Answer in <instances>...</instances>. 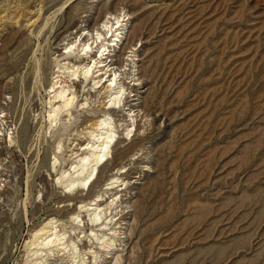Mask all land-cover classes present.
I'll use <instances>...</instances> for the list:
<instances>
[{"label":"rangeland","instance_id":"obj_1","mask_svg":"<svg viewBox=\"0 0 264 264\" xmlns=\"http://www.w3.org/2000/svg\"><path fill=\"white\" fill-rule=\"evenodd\" d=\"M105 4H117V13L128 14V35L140 24L141 38L132 46L138 56L135 75L143 65L151 70L137 87L131 80L139 76L127 79V105L122 99L116 106L119 116L111 115L118 141L112 152L134 139L146 140L120 165L111 154L90 190L96 174L87 186L78 183L71 190L66 182L81 153L78 140L89 138L80 123L84 114H104L72 116L67 130L48 129L47 91L62 40L73 33L72 41L78 31L92 27ZM41 6L39 35L27 43L21 26ZM131 50L125 51L128 56ZM37 61L47 83L25 103L24 80L28 72L34 80ZM0 92V108L14 138L10 145L0 137V264H72L68 251L48 261L46 252L38 260L28 258L25 246L34 228L54 218L57 231L76 238L81 230L73 228L85 217L87 232L80 237L96 243L94 235L101 233L92 227L90 206L73 223L78 209L100 194L99 199L111 201L116 193L130 206L147 183L157 189L144 200L151 208L147 205L137 227L145 231L142 238L127 240L135 225L128 208L129 215H117L112 224L127 217L117 226L125 234L118 233L108 243L113 246L87 264H117V258L118 264H264V0H0ZM146 98L154 103L149 123L135 117L132 126L129 109ZM138 123L143 129L136 131ZM74 194L79 198L72 203L57 200Z\"/></svg>","mask_w":264,"mask_h":264},{"label":"bare ground","instance_id":"obj_2","mask_svg":"<svg viewBox=\"0 0 264 264\" xmlns=\"http://www.w3.org/2000/svg\"><path fill=\"white\" fill-rule=\"evenodd\" d=\"M116 5L117 4L103 5L102 8L99 10L95 23L92 25V27L82 29V31L80 32L78 31L76 33V36H74V38L72 39V41H69L68 38L71 35H73V33H71L69 36H66L62 40L63 43L62 46L64 45L62 52L60 51V53H58L55 59L53 60V63L55 64L56 67V72L54 75L55 77L51 82L52 84L50 85L49 90L47 91V93L49 94L48 96H50V100L48 102L49 104V111L47 113L48 118L46 120V123H48V129H55L59 126V130H67L69 127L68 124L70 118L72 116H74L75 119L78 120L79 117L82 118L81 114L87 112L95 113V115L99 113L104 114L102 117L99 115L96 118L84 114V117L80 123L79 128H82L83 131L87 130L88 132L87 131L86 132L89 138L86 143L78 140L79 142L78 146H80V149L78 150L77 153L79 152L81 153L78 156V161L71 165V169H73V172L70 175V177L68 176L69 180L67 179L68 181L66 182L67 187L70 188L71 190L72 189L76 190V186L78 183L87 186L90 183L91 177H94L96 174L97 175L96 179L88 187L90 190L93 184L95 183V181L98 179L99 173L101 172L104 173L106 167L103 166L109 162V157L111 156V154L115 155L114 160L116 162H120L119 163L120 165L124 160L128 158L129 155H131L134 151H136L137 148L140 147L142 148L146 140L145 138L134 139L131 141L130 144L127 145L126 148L118 150L116 151V153H113L115 151L112 152V149H114V147L117 146L118 141L116 139V135L113 130L114 128H112L111 125V115L119 116L118 112L116 111V106L122 99L126 101L125 105H127V100H129V97L126 96V93L129 91L130 88L129 83H127V79H130L132 75H134V77L139 76L137 79L134 78V80H131V82L134 81L133 87H137L143 77L151 76L150 67L145 65L141 67V72L135 75V70L138 67L136 63L138 59H135V57L138 56L136 54L135 49L132 48V46L135 39L140 37L139 35L141 33V26L140 24L134 26L131 30V33L128 35L130 31L128 33L126 32L127 31L126 27L128 25L126 22L130 18L126 20V16H128V14L126 13L122 14L120 12L117 13ZM44 13H45L44 8L41 6L39 8V11L36 13V15H34L33 17L31 16L32 18L30 19H28L29 17H27L26 23L22 24L21 28L24 27L26 33L23 34L22 32L23 35L21 34V36L22 38H26L25 41L27 43H30V41L31 43H33L32 38L36 39L38 37L39 35L38 32L36 36H35V32L38 29L39 24L42 22ZM28 15L30 16V14ZM21 16L22 14H20V17ZM42 27L44 28V26ZM43 34H46V32ZM13 38L12 40H14ZM22 38L20 39L22 40ZM14 41L16 42V40ZM128 49H132L130 53L131 55L129 56L127 55L128 53L125 52ZM126 56L128 57L126 58ZM36 65H37L36 67L37 70L34 71L35 73L34 80H33V74H31V72H28L26 74V78L24 80L26 91L24 94H21V97L25 103L31 101L35 94L41 93L42 88L47 83V78L45 79L42 78L43 74L41 73V69H40L41 65L39 61H37ZM92 81L93 84L91 85ZM130 92L133 93V91ZM149 93L150 92L148 91V94ZM80 97H82L81 100ZM42 99L43 98H41V100ZM89 99L90 101L92 100L90 103L88 102ZM108 99L111 105L110 107L105 108L108 104V102H106V100ZM137 100H140V98ZM92 104L93 107L90 108ZM153 104L148 103L146 98V100L142 104L137 106V108L131 107L128 112V114L130 115L126 116L128 118H132L133 124L131 125L132 126L134 125L135 117L136 120L139 117L141 120L145 119V125L146 123H149L148 118L150 117L151 111L154 109ZM87 105L89 106L87 107ZM6 117L7 115L4 114V110L0 108V127H3V129L0 128V137H4L6 139L5 142L11 145L14 141V138L12 137L13 134L12 128L10 129V126H7L8 122H5L4 120ZM126 122H127V118H126ZM131 125H128V127L130 128ZM138 129H143V127L139 123L137 125L136 131ZM130 133H132V131H130L129 134ZM82 134L83 132L80 133L79 138L83 136ZM134 136H136V134H134L133 137ZM125 140L126 139L123 138L121 142H124ZM55 159H58L57 156H55ZM44 163L45 164L47 163V158H45ZM64 178L65 177H63V179ZM61 183L64 184L62 181ZM4 186L5 185H3V187ZM1 189H0V195H1ZM156 189H157L156 186L153 185L152 183H150L149 185L148 183L145 184L143 188L140 190L141 192H140V196H138L139 198L136 201H134L130 206H128V202L123 201V199H120V201H118L117 199L118 193H116L111 197V201L108 200L103 201L102 199H99V198H103V195L100 194L97 199H93V200L90 199V201L93 203L87 204L84 207L81 206L78 209L79 212L74 215L76 219L72 218L73 223L76 220L80 219L81 210L86 208L87 206H90L88 209H86V212L87 213L92 212V214L90 215L92 227H98L99 228L98 231L101 233L100 235L99 234L94 235V238H96L97 241L96 243L93 242L91 244L90 243L91 241L88 242L87 240L86 241L83 240V238H85L86 236L80 237V235L85 234L87 232L86 229H83L86 227L84 222L85 217L82 220L80 219L78 225L74 226L73 228V230L75 229L81 230V232L78 233L76 238L74 237L72 238L71 236L69 238H66L65 233L61 234L62 230L57 231L58 226H56L57 222H54L55 219L54 218H52L51 220L48 219L49 221L47 220L48 221L47 223H44L41 227H38L36 229L34 228L32 233L30 234L29 241L27 240L28 242L26 243L25 246L26 247L25 250L28 251V258H29V254H31V257L36 256L38 260V257H41L43 253L46 252L45 257L48 256V259H46V261H48L49 259L51 260V259L61 258V256H64L66 254L65 252L68 251V253L73 252L72 255L69 256L71 260H74L72 264L77 263V259H79L77 264H87V260L91 259L92 257L93 260L97 258V255H99L102 248H106V246L108 248L113 246L111 244L109 245L108 243H112L113 241H115V238L118 233H119L118 235L125 234L120 232L122 230L120 227L117 226L121 225L119 221L126 220L127 217L124 219H122V217L127 214L129 215V213H125V211L128 208H132L133 210L132 216L134 218L135 225H131V226L129 225L130 226L129 230L131 234L128 236L127 240L129 242L136 238H142L145 231L138 232L137 227L145 219L146 216L144 217V213L147 210V207L150 206L144 200L146 197L150 196V194L151 195L154 194ZM74 196L76 195L75 194L73 196L66 195L64 198L60 197L57 200L60 203H68V202L72 203L74 200L79 198ZM81 203H84V201ZM120 208L121 210H119ZM117 211L118 213L113 216V213ZM109 212L111 214L107 216ZM148 212L149 211H147V213ZM119 214H121L122 217L118 219V221H116V223L112 226V224L114 223L113 220H115V218ZM103 216H106V218L100 224V221L103 218ZM93 231L94 230L92 229L91 232L93 233ZM89 237L90 236H88V238ZM66 244H68V246L65 247ZM136 247L137 244H134L132 246L133 253L135 252ZM107 254L110 253L107 252ZM94 255H96V257ZM58 261L57 260L53 261L50 264L53 263L63 264L62 262H58ZM116 263L117 264L119 263L118 258L116 260ZM88 264H91V262Z\"/></svg>","mask_w":264,"mask_h":264}]
</instances>
